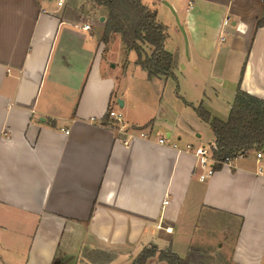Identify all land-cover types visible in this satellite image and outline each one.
Listing matches in <instances>:
<instances>
[{
  "label": "crops",
  "instance_id": "crops-1",
  "mask_svg": "<svg viewBox=\"0 0 264 264\" xmlns=\"http://www.w3.org/2000/svg\"><path fill=\"white\" fill-rule=\"evenodd\" d=\"M62 1L0 0V264H95L84 252L131 264L151 244L186 257L215 243L228 264H264L255 154L201 180L189 150L209 126L193 106L226 120L239 86L264 98V0H142L177 61L176 78L151 79L138 55L116 70L104 6ZM115 103L148 137L127 145L103 124Z\"/></svg>",
  "mask_w": 264,
  "mask_h": 264
},
{
  "label": "trees",
  "instance_id": "trees-1",
  "mask_svg": "<svg viewBox=\"0 0 264 264\" xmlns=\"http://www.w3.org/2000/svg\"><path fill=\"white\" fill-rule=\"evenodd\" d=\"M93 1L108 11L105 41L112 33L120 34L127 49L137 52V63L147 71L150 79L156 76L176 78V55L165 49L167 26L158 19L156 9L148 7L142 0ZM263 23L264 14L258 19L257 28ZM193 107L213 131L216 171L240 153L264 148V98L250 94L239 86L226 120L213 115L202 103ZM107 123L108 116L103 120V124ZM152 257L169 264H200L206 258L204 251L198 247L191 248L186 257H181L171 248L161 249L151 244L144 247L131 264H147Z\"/></svg>",
  "mask_w": 264,
  "mask_h": 264
},
{
  "label": "rangeland",
  "instance_id": "rangeland-1",
  "mask_svg": "<svg viewBox=\"0 0 264 264\" xmlns=\"http://www.w3.org/2000/svg\"><path fill=\"white\" fill-rule=\"evenodd\" d=\"M167 10H170V9H167ZM168 12H169V15L171 16V18H173V20H175V16L172 13V11L170 10ZM175 24H177L180 27L177 19L175 20ZM104 30H105V28H104ZM104 30H103V38H104ZM169 32H170L169 45L171 48H173L176 46L175 31H173V29L171 27ZM111 35H114V33L110 34L109 38L111 37ZM178 36L181 40V43L183 44L185 58H187L188 57L187 56V48L188 47H187V43L185 40L184 32L182 30L179 31ZM123 56L126 59L133 60V59H136L137 52L134 50L127 49L125 44L120 39H118V43L115 44L113 47V55L111 56L113 63L116 64V70L121 71V69H122L121 59L123 58ZM180 67L182 69L181 65H180ZM175 91H177V92L183 91V85L181 83H179V81L176 82V84H175ZM227 93H229V92H227ZM117 106H118L117 103H115V105L113 107L117 108ZM199 129L202 132V136L198 137L199 141L201 142V145H207L208 146L211 143H213L214 134H213V131L211 130V128L208 125H205L203 123V127L199 128ZM221 228L222 227L214 228L213 231H215V232H213V235L219 236L220 232L222 231ZM83 255H84V257H86L90 261H94L95 264H111L112 263V260H111L112 258H110L112 256L111 253L97 252V253L87 254L84 252ZM204 255L206 258L203 259V262H200V264H228L229 259H230L229 252L222 250V248L220 246H218L216 243L213 244L212 246H210L209 251L206 253L204 252ZM118 263L119 264H126L125 262H118ZM118 263L116 262L114 264H118ZM147 264H169V263L167 261H161L157 257H153V258H150L148 260Z\"/></svg>",
  "mask_w": 264,
  "mask_h": 264
},
{
  "label": "built area",
  "instance_id": "built-area-1",
  "mask_svg": "<svg viewBox=\"0 0 264 264\" xmlns=\"http://www.w3.org/2000/svg\"><path fill=\"white\" fill-rule=\"evenodd\" d=\"M63 1L59 0L58 4L62 5ZM229 20H225V24H228ZM85 29L90 28V24H86L84 26ZM108 118L111 126L117 131V133H124L127 135L124 139L123 142L125 144H129L130 141L137 136H142V137H148L149 131L148 128L149 126H144V127H130L127 126L124 122V118L121 112L116 110L113 106H111L108 110ZM66 132H69V130H66ZM167 136L161 137L159 141L161 143H166ZM213 147H214V142L211 143L210 145H201V146H190L189 150H192L194 154L197 157V164H196V172L199 173V178L201 180H206L208 177L213 175L215 173L214 169V164L217 162L216 159L213 157ZM255 154V157L257 158L259 165L257 168V171L259 174H264V164L260 163L261 159L263 157V152L262 150H249L245 151L243 153H240L237 157H244L250 154ZM233 161V160H232ZM230 161V162H232ZM228 162V163H230ZM224 163V164H228ZM223 164V165H224ZM169 201L165 200V204H167Z\"/></svg>",
  "mask_w": 264,
  "mask_h": 264
}]
</instances>
